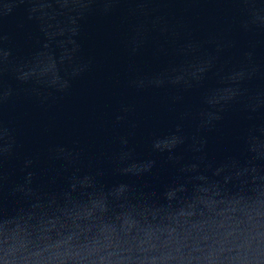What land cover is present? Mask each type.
<instances>
[{"label":"water","instance_id":"95a60500","mask_svg":"<svg viewBox=\"0 0 264 264\" xmlns=\"http://www.w3.org/2000/svg\"><path fill=\"white\" fill-rule=\"evenodd\" d=\"M0 264H264V0H0Z\"/></svg>","mask_w":264,"mask_h":264}]
</instances>
